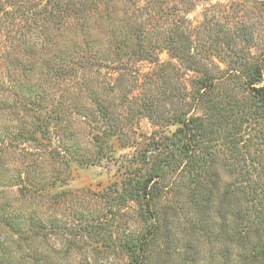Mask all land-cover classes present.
<instances>
[{"label": "rangeland", "instance_id": "374dc122", "mask_svg": "<svg viewBox=\"0 0 264 264\" xmlns=\"http://www.w3.org/2000/svg\"><path fill=\"white\" fill-rule=\"evenodd\" d=\"M11 1L0 0V7L11 9ZM35 1L32 9L45 15L50 3ZM115 9L108 14L103 8L88 29H79L77 19L70 18L60 30L49 20H38L30 32L18 30L17 37L0 30V133L5 137L0 142V199L18 198V173L39 159L43 170L66 171L63 181L45 190L72 191L65 210L59 209L65 218L80 208L105 212L122 181L138 169L144 172L145 158L159 153L157 141L171 135L182 119L206 113L193 100L198 79L231 77V68H242L239 62L264 57V0H132L117 2ZM181 47L184 57L177 55ZM236 80L230 88L239 102L237 118L233 114L228 125L248 114L241 120V144L264 163V144L259 143L264 126L256 116L254 92L244 78ZM31 131L37 140L26 137ZM219 143L214 155L221 163L213 172L221 177L220 194L229 181L222 162L243 155ZM188 176L167 172L164 182L168 193L162 214L177 247L170 262L179 263L191 241L198 253L189 263L211 264L210 248L223 247L224 238L215 239L216 229L206 235L193 231L198 212L187 197L193 186ZM218 201L213 200L209 213L215 227L224 222L226 209ZM117 220L110 222L109 239L117 238ZM95 245L77 252L85 264L125 263L114 245Z\"/></svg>", "mask_w": 264, "mask_h": 264}, {"label": "trees", "instance_id": "16d2710c", "mask_svg": "<svg viewBox=\"0 0 264 264\" xmlns=\"http://www.w3.org/2000/svg\"><path fill=\"white\" fill-rule=\"evenodd\" d=\"M124 1L132 0H47L50 9L41 16V11L32 9L38 1L13 0L9 2L11 9L0 7V11L3 10L0 30L17 37L18 30L30 32V27L35 28L38 20H49L60 30L69 26L70 18L77 19L79 29H88L94 15H100L103 8L108 14H114L117 2ZM19 11L23 13L18 15ZM176 50L178 56L186 55L184 47ZM241 65V69L231 68V77L207 76L197 80L193 100L195 107H202L206 113L182 119V125L171 135L157 141L159 153L155 158H145L144 172L138 169L122 181L121 188L109 196L111 204L105 212L80 208L70 219L65 218L59 211L64 209L72 191L52 193L45 190L63 181L66 171L43 170L39 159L34 166L27 163L21 175L18 173L21 184L18 198L0 199V264H85L77 252L86 245L96 244L97 247L99 243L114 245L124 253V264H172L170 259L177 247L170 229L165 226L161 207L168 193L164 183L166 175L172 171L179 175L188 173L189 183H193L187 196L198 212L193 231L206 235L208 232L214 234L216 229L215 239L220 242V238H224L223 247L210 248L208 260L211 264H264V163L250 155L248 144H241L245 136L241 120L244 121L248 114L228 125L233 114L237 118L235 109L239 106L230 87L242 77L254 92L256 116L264 126V57L257 62L241 61ZM2 134L0 142L5 141ZM9 135L10 132L4 134ZM19 135L25 136V133ZM26 137L38 139L34 131L28 132ZM223 141L231 154L238 152L243 157L236 154L222 162L229 181L219 194L221 177L213 171L221 162L215 158L214 147ZM259 143L264 144L261 140ZM260 151L262 155L264 149ZM3 165L0 163V167ZM216 198L219 203L224 202L226 209L224 222H217L215 227L210 223L209 213ZM16 200L18 205L14 203ZM114 219L118 221L117 238L109 239L108 232L113 226L110 222ZM134 224H141L140 229H133ZM184 250L176 264H191L189 262L195 260L198 250L194 252L191 241Z\"/></svg>", "mask_w": 264, "mask_h": 264}]
</instances>
